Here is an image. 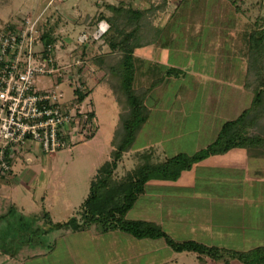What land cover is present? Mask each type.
I'll list each match as a JSON object with an SVG mask.
<instances>
[{"label": "rangeland", "instance_id": "obj_1", "mask_svg": "<svg viewBox=\"0 0 264 264\" xmlns=\"http://www.w3.org/2000/svg\"><path fill=\"white\" fill-rule=\"evenodd\" d=\"M232 1L234 4L228 0H0V27L17 22L21 17L32 19L43 13L41 23L47 22L52 27L58 60L62 64L70 63L71 57L78 55L79 42L86 44L84 65L89 67V73H95L84 77L92 89L85 103L92 104L96 117V132L90 140L85 141L83 137V141L77 140L71 150L52 155H42L39 150L34 152L36 155L31 152L30 161L23 160L22 168L19 163L14 167L17 177L29 171L37 176L32 179L29 190L22 185L18 187V201L13 205L7 203L8 212L2 214L0 244L4 250L10 252L15 243L33 238V243L39 245V252L54 249L47 261L39 256L29 264H46L61 255H66L68 262L75 264H223L200 263L193 254L175 253L162 239L135 240L118 231L100 235L94 229L70 232L64 223L72 217L79 218V206L88 195L97 168L110 159L120 129L119 119L124 115H118L114 100L118 101V97L111 91L112 78L107 77L106 85L96 83L100 77L96 78L93 57L108 51L102 37L93 38L99 25L107 22L85 21L87 17L106 11L96 4L124 3L137 10L156 8L151 25H148L149 36L145 35L143 40L146 43L153 38L150 36H154L152 29L155 27L163 29L164 34L155 43L134 51V55L143 57L142 61L151 57L142 64L139 57L136 58L138 87H148L158 79L159 74L156 75L155 71H148L153 75L144 72L146 67L151 69V65L157 70L173 66L185 72L180 79L173 77L166 83L169 88L165 90L162 104L149 103V120L117 164L114 176L120 179L135 167L137 155L150 147L157 150L160 157L194 153L199 141L201 145L211 143L225 121L235 119L241 108L251 105L252 90L258 83L245 35L255 29L264 30V0ZM204 85L208 86L207 93H204L208 95L202 92ZM60 88L65 93L64 101L72 98L67 80L60 82ZM261 89L264 99V82ZM202 100L209 102L203 106ZM202 115L208 119L204 123ZM211 116L213 132L208 134ZM258 126L259 132L264 134V118ZM198 133H202L200 140H197ZM239 154L241 152L231 151L228 156L208 158L201 162L203 166L199 170L184 173L177 182H149L126 219L157 223L176 242L194 240L238 251L264 245V230L250 229L249 236H240L235 229L228 230L229 236L224 229L226 226L221 231L210 224L212 218L215 225L214 213H223L225 205L221 201L211 205L213 198L226 201L234 196L236 199L239 195H247V198L259 197L261 201L264 197V160L255 172L251 169L252 173H249L254 164L248 172H243ZM21 169L25 171L21 172ZM183 186L189 190L188 196ZM234 207L221 214L225 224L230 218L239 219L243 205ZM258 209L264 216V203H260ZM50 221L53 226L62 224V227L52 228L42 235V225ZM231 264L239 263L234 261Z\"/></svg>", "mask_w": 264, "mask_h": 264}, {"label": "trees", "instance_id": "obj_2", "mask_svg": "<svg viewBox=\"0 0 264 264\" xmlns=\"http://www.w3.org/2000/svg\"><path fill=\"white\" fill-rule=\"evenodd\" d=\"M228 1L234 4V1ZM99 6L104 7L103 9L106 11H100L93 17L85 19V21L90 19V22H96V24L104 20L108 24V29L102 36L108 51L102 52V54L98 53L93 57L92 63L97 70L96 78L100 77L96 79V83L106 85L107 77L112 78L111 80L114 82L112 90L108 89L118 97V101L114 98L119 110L118 115H124L119 119L120 129L116 135L110 159L97 168L96 174L90 182L88 195L79 206L77 213L79 218L72 217L64 225L72 232L94 229L100 235L118 231L135 240L162 239L173 252L193 254L200 263L209 261L231 264L235 261L239 264H264V245L246 251H238L218 245H206L194 240L176 242L157 223L126 219L127 213L133 208L138 198L145 193L146 185L151 181L177 182L182 174L192 171L196 164L210 157L225 155L236 149L245 150L250 159L264 160V134L258 129V123L264 118V99L261 89L264 82L262 80L264 75V30L255 29L245 35L249 54L254 61L253 74L258 83L252 90L251 105L243 109L235 119L225 121L215 139L205 148L192 154L182 152L172 157H160L157 150L150 147L137 155L138 161L132 170L122 178L116 179L114 172L118 162L123 154L131 149L138 133L151 116L149 103L154 101V104L155 102H158V105L162 104L165 90L169 88L166 83H169L173 77L180 79V75H185V72L178 68H168L167 72L155 70L154 73L159 74L158 79L148 87H138L136 85L138 67L134 51L136 48L155 43L164 34L163 29L155 27L152 29L154 36H150L153 38L146 43L145 39L143 40L146 38L145 35L149 36L148 25H151L152 14L156 8L137 10L124 3L117 5L101 3ZM107 13L109 14L107 15ZM43 28L42 40L44 43L55 45L56 37L53 35L52 27L46 22ZM79 45L82 51L78 56L85 62L87 54L83 52V49L86 44ZM88 70L89 67L83 65L78 71L84 77L92 76L94 71L89 73ZM99 74L101 75L98 76ZM102 78H104L103 81ZM88 82L84 78L83 88L75 90L74 102L78 105L83 104L92 91ZM247 88L249 89V87ZM120 98L122 99L120 100ZM87 104L90 106L91 112L82 127L85 129L89 126L84 134L85 141L90 140L96 132L95 113L92 104ZM11 174L12 172L1 179H8ZM44 217L47 218L46 214ZM42 226L41 233L43 235L52 228H61L62 224L53 226L50 221ZM29 242L34 244L33 238H27L23 243Z\"/></svg>", "mask_w": 264, "mask_h": 264}, {"label": "built area", "instance_id": "obj_3", "mask_svg": "<svg viewBox=\"0 0 264 264\" xmlns=\"http://www.w3.org/2000/svg\"><path fill=\"white\" fill-rule=\"evenodd\" d=\"M42 16L21 17L0 27V179L27 152L52 155L71 150L89 127L82 128L90 106L74 102L75 90L84 82L78 71L84 65L78 56L81 48L70 63L59 62L56 46L42 40ZM100 25L92 32L95 40L108 29L106 23ZM62 80L72 92L67 101Z\"/></svg>", "mask_w": 264, "mask_h": 264}, {"label": "crops", "instance_id": "obj_4", "mask_svg": "<svg viewBox=\"0 0 264 264\" xmlns=\"http://www.w3.org/2000/svg\"><path fill=\"white\" fill-rule=\"evenodd\" d=\"M96 7H98L97 4H96ZM134 57L137 58V59L139 57V59H138L139 63H140L141 58H143V57H141V56H139L137 54L134 55ZM150 58H145V59H146V61H148ZM146 61H142L141 60L140 64H142V62H146ZM160 66H162V65H160ZM150 67H151V69L146 67L147 71H144V72H146L149 75H153V73H150V72L155 71L157 69H155L153 65H151ZM165 68L166 69H161L162 72L163 71H167L168 68H175V67L168 66V67H165ZM178 69H180V68H178ZM148 71H150V72H148ZM158 71H160V70H158ZM164 74H165V72H164ZM206 85H208V84H206ZM206 85H204L205 86V90L204 91L202 90L203 94L207 93L208 86H206ZM204 95H208V94H204ZM203 99H205V98H203ZM208 102H209L208 100H202L201 105L204 106V105L208 104ZM241 110H243V108H241ZM240 111H239V113H240ZM201 117H202L201 121L204 123V120L206 119V115H202ZM206 120H208V119H206ZM209 125L210 126L208 127V129H209L208 134H212L213 125H214V121L212 120V116H211V118H209ZM202 133H203V131H202ZM202 133H198L197 140H200L199 135H202ZM203 134L206 135L207 132L203 133ZM207 145L208 144L201 145V142L199 141L198 144L196 145V150L194 152L205 148ZM238 151H239V153L241 152V154H239V157L241 158V159H239V162H240V165H241L240 169H242L243 172H246V171L248 172V169L250 168V166L252 164H254L253 168L251 167L249 169V173H252L251 169L254 170V172H255L256 167H258V164L262 163V161L255 160V159H250L247 156V153H246L245 150H241V149L232 150V152H238ZM228 154H229V152L227 154H225V155L228 156ZM30 156H31L30 152L25 153L14 164L13 170H12V174L9 176V178L8 179L6 178L5 180H3V179L0 180V221L2 220V214H4L5 212H8L7 203H9L8 205H10V204L13 205L14 202L18 201V197H17V189H18V187L22 185L23 187H25L26 189L29 190L31 188V184H32L31 182H33L32 179H35L36 176H37L32 171H29L28 172L29 174L24 172V173H21L19 177H17V173L14 170V167L17 165V163L21 164L22 165L21 168H22L23 167V163H24L22 161L23 160L30 161ZM38 156H39V154H38ZM252 161H253V163H251ZM201 166H203V164L198 163V164H196L194 166L193 169L199 170V168ZM193 169H192V171H193ZM23 171H25V170L21 169V172H23ZM24 176H26V179L23 178ZM243 176H244V174H243ZM245 177H246V175L244 176V178ZM181 178H182V176H181ZM181 178L179 180H181ZM248 187H249V185H248ZM182 189L183 190L185 189L184 191L187 193V196H188V191L189 190L186 187H184V186L182 187ZM238 189H240V187ZM176 190L178 191V189H176ZM234 190H237V188L234 189ZM235 192L237 193V191H235ZM246 196L247 195H245V196H242V195L240 196L239 195L236 199H235L236 196H234V197L229 198L226 201L225 200L223 201L222 198H220V197L219 198H213L214 200L212 201L211 205H214V204H216L217 202H220V201H221V204L225 203L224 212L227 209H229V210L230 209H234L235 208L234 206L236 204L243 205V208L239 210L240 211V215H238L239 219L237 217L233 218V219L230 218V219H228V221H230V222H228V224L224 223V218L221 216V214H223V215L225 214L224 212L223 213H214L215 219H216V223H215V225H213L212 224L213 219L211 218V223L210 224L212 225V227L220 228L221 231H224V229H226V235H229V234H227V232H229L230 230H234V229L238 232V235L240 234V236L241 235L242 236H249L250 235L249 234L250 229L255 230L257 228V229H259L260 232H262V230H264V216L260 214L258 206H259L260 203L261 204L264 203V197L262 198L261 201H259V197H257V198H255V197L247 198ZM21 208H22V210L24 209L23 206ZM242 212H243V214H242ZM209 213L211 214V212H209ZM221 222L224 223V224H221ZM222 228H224V229H222ZM70 232H72V231H70ZM219 235H221V233ZM38 247H39V245L32 244L31 242H29V243H20L19 242V243H15L14 244V248L11 249V251L9 252L7 250H4L5 247L0 244V264H29L32 260L34 261V259L38 258L39 256L43 257V258L44 257L47 258V259H44L45 261H47L48 257L51 256V254L53 253L54 247L52 248V250H50V252H44V253H48V254H44L43 252H39L38 251L39 249L37 250ZM46 264H75V262H73V261L68 262V259H67L66 255H64V257L61 255L59 258L56 257L55 259L49 260Z\"/></svg>", "mask_w": 264, "mask_h": 264}, {"label": "clouds", "instance_id": "obj_5", "mask_svg": "<svg viewBox=\"0 0 264 264\" xmlns=\"http://www.w3.org/2000/svg\"><path fill=\"white\" fill-rule=\"evenodd\" d=\"M101 22V21H100Z\"/></svg>", "mask_w": 264, "mask_h": 264}]
</instances>
